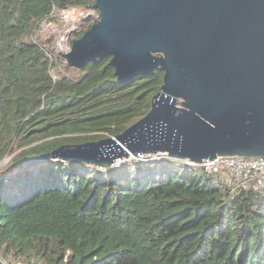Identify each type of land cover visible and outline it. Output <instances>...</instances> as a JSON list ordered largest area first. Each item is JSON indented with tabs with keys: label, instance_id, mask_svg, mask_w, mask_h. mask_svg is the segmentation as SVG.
<instances>
[{
	"label": "trees",
	"instance_id": "1",
	"mask_svg": "<svg viewBox=\"0 0 264 264\" xmlns=\"http://www.w3.org/2000/svg\"><path fill=\"white\" fill-rule=\"evenodd\" d=\"M95 0H0V259L5 264H264V189L232 191L172 158L103 166L26 161L143 116L162 71L116 81L34 41L40 22ZM98 14V12H97ZM96 22L82 18L80 37ZM73 39H71L72 41Z\"/></svg>",
	"mask_w": 264,
	"mask_h": 264
},
{
	"label": "water",
	"instance_id": "2",
	"mask_svg": "<svg viewBox=\"0 0 264 264\" xmlns=\"http://www.w3.org/2000/svg\"><path fill=\"white\" fill-rule=\"evenodd\" d=\"M94 9L96 22L61 54L65 64L109 57L119 83L160 70V89L116 136L61 144L28 167L110 166L138 153L194 163L264 157V0H95Z\"/></svg>",
	"mask_w": 264,
	"mask_h": 264
},
{
	"label": "built area",
	"instance_id": "3",
	"mask_svg": "<svg viewBox=\"0 0 264 264\" xmlns=\"http://www.w3.org/2000/svg\"><path fill=\"white\" fill-rule=\"evenodd\" d=\"M58 12V13H57ZM74 8L67 7L59 11H53L49 18L40 22L36 36L34 35V41L39 43L41 47L50 55L53 52L61 55L69 51L71 46L70 35L71 32L78 30V24H75L77 20L72 16ZM59 16H71V20L64 21L59 25H53L52 18L56 15ZM42 25H49L55 32L54 46L49 47L45 44L43 36L40 34ZM115 160L112 166H120L131 161L134 162H147L158 160V157L147 153H138L126 158ZM184 163L192 166H197L205 173L213 175L216 178L222 180L232 191L240 192L248 189H264V157H244V156H232L222 159H215L207 162L201 161L200 163H194L189 160H183ZM102 169L103 166H98ZM5 264V263H3Z\"/></svg>",
	"mask_w": 264,
	"mask_h": 264
},
{
	"label": "rangeland",
	"instance_id": "4",
	"mask_svg": "<svg viewBox=\"0 0 264 264\" xmlns=\"http://www.w3.org/2000/svg\"><path fill=\"white\" fill-rule=\"evenodd\" d=\"M90 15H92L95 18V20L97 19V12H95L93 10L86 13V12H83V11H80V10H77V9L74 8V12L72 13V16L77 20V22L75 24H78L79 26H78V30H76L74 32L73 31L71 32L70 40L71 39H74L73 38L74 35H76V34H78L80 32V30H81L80 22H81L82 18H84L86 16H90ZM70 20H71V16L70 15H67V16H59L57 14L56 16H54L52 18V23L51 24H53V25H59V24H61L64 21H68L69 22ZM40 34L43 36L42 38H43L45 44L49 45V47L54 46V39H55V35L56 34H55V32L53 31V29L49 25H42V29L40 30ZM77 137H79V139H80L78 143L86 142V141H93V140H86V139L84 140V139H82V138H85L86 136H77ZM94 137H96L95 140H98V139H101V138H105L107 136L105 135V136H94ZM65 144H69V143H65ZM74 144H76V143H74ZM8 160L4 164H6L8 162ZM120 160H122V159H120ZM112 164H114V162Z\"/></svg>",
	"mask_w": 264,
	"mask_h": 264
}]
</instances>
